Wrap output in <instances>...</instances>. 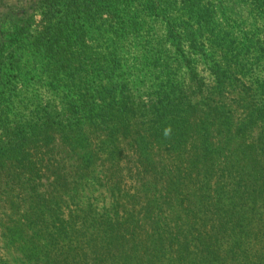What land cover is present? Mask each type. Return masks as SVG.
<instances>
[{
    "label": "trees",
    "instance_id": "1",
    "mask_svg": "<svg viewBox=\"0 0 264 264\" xmlns=\"http://www.w3.org/2000/svg\"><path fill=\"white\" fill-rule=\"evenodd\" d=\"M176 1L0 0V264H264V84L241 82L230 39L214 56L197 30L210 4ZM31 37L60 88L25 119L27 71L4 54ZM128 50L158 82L147 106L122 78Z\"/></svg>",
    "mask_w": 264,
    "mask_h": 264
},
{
    "label": "rangeland",
    "instance_id": "2",
    "mask_svg": "<svg viewBox=\"0 0 264 264\" xmlns=\"http://www.w3.org/2000/svg\"><path fill=\"white\" fill-rule=\"evenodd\" d=\"M180 0H177L173 7L179 8ZM201 5L205 6L210 4L214 8V19L206 25L205 27L197 28L198 31L203 32V38L212 39V50L215 57H220L221 52L213 47L215 43L214 38H228L230 39V58L236 62H239V68L242 71L237 73L241 82H249L248 84H253L254 87L257 86V82L264 84V21L261 18L262 12L257 8L252 0H199ZM264 2V1H263ZM187 3L189 1L187 0ZM134 6L132 9L134 11ZM155 40L159 38H164L165 25L162 21H152ZM8 32L12 30L9 26H4ZM92 38L99 37V31L91 30ZM9 37V36H8ZM31 38H22L16 41H11L7 47V51L4 54L5 60L8 61L10 56L14 54V59L16 60V66L20 67L22 73L26 72V76L23 80L20 78H13L16 83L15 92L19 95L17 97V102L13 105V111L19 113L17 117L28 118L33 112L36 104L44 105L47 102L55 103L57 100V95L54 94L53 90H58L60 85L58 81L52 80V74H48L44 70L43 63L45 59L39 55L33 48L31 44ZM105 40V39H104ZM104 40H98L93 43L97 46H102ZM243 43L247 46L250 45L249 49L243 48ZM163 48V51L168 52L169 56H172V48ZM106 52L104 48L93 49L94 54H103ZM121 52H126L122 53ZM136 52L120 51V55L123 58V70L122 78L126 80L129 91L134 99V102L139 105V107L147 106L153 101V93L157 90L156 85L158 82L154 81V75H138L133 68V60L131 58H137ZM197 58V57H196ZM205 60L203 56L197 61V71L200 75L206 76L207 80L210 78V74L207 70V64L204 63ZM1 68L8 67L9 64ZM90 66V64L88 65ZM6 71V69H4ZM185 72L184 69L178 71L181 77ZM244 72V73H243ZM0 76V83L3 84V80ZM54 77V76H53ZM10 78V79H11ZM7 79V76H6ZM257 80V81H256ZM53 82V84H51ZM95 82V80H93ZM241 82L238 86L234 88L233 92L237 95V91L242 88ZM0 84V85H2ZM95 85V84H94ZM237 117L232 119V123L237 121ZM221 129V127H220ZM247 136V132L232 128L230 131V139H237L238 142L241 141L243 137ZM12 256V255H11Z\"/></svg>",
    "mask_w": 264,
    "mask_h": 264
}]
</instances>
